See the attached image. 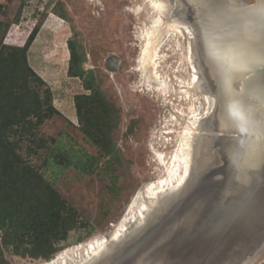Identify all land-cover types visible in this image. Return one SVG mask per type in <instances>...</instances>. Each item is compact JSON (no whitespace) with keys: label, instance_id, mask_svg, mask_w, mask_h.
<instances>
[{"label":"rangeland","instance_id":"1","mask_svg":"<svg viewBox=\"0 0 264 264\" xmlns=\"http://www.w3.org/2000/svg\"><path fill=\"white\" fill-rule=\"evenodd\" d=\"M249 4L255 1L250 0ZM0 5V22L7 30L3 44L22 47L30 31L37 28L26 61L41 83L29 82L31 94L26 100L35 97L42 101L49 94L51 105L59 113L36 127L35 119L30 117L29 129L10 139L17 141L16 151L33 171L34 179L24 184L19 176H13L9 186L0 191V201L12 217H21L19 222L36 223L31 233L17 231L19 228L12 225L17 229L16 236L0 230L3 257L0 264H50L79 244L102 238L106 247L131 199L147 184L164 178L153 153L164 154L168 160L186 129L192 148L194 140L202 134L200 125L207 121L214 106L211 91L217 86L212 83V89L208 85L209 76L203 74L205 71L197 62L195 32L187 20L182 22L185 27L176 24L177 18L187 19L183 13L186 3L0 0ZM148 36L150 39L152 36V45L156 46L158 81L166 84L169 96L159 94L155 90L157 85L139 71L140 53L147 46ZM67 40L81 58L85 73L82 79L67 74ZM85 83L89 90L85 89ZM77 98L82 107V121L76 114ZM196 118L198 122L192 125ZM85 128H90L99 145L89 140ZM151 145L155 147L153 153ZM88 157L96 159L93 172L80 174L73 163L85 162ZM208 161L206 168L213 163L211 159ZM178 188L141 200L145 214L160 203L163 194ZM45 216L50 219L43 225L41 218ZM143 220L131 222L126 232ZM42 229L47 230L50 238L48 260L37 255V251L28 253L41 237ZM11 237L21 242L17 253L16 247L8 244ZM73 263L75 260L69 264ZM263 263L264 256L258 264Z\"/></svg>","mask_w":264,"mask_h":264},{"label":"water","instance_id":"2","mask_svg":"<svg viewBox=\"0 0 264 264\" xmlns=\"http://www.w3.org/2000/svg\"><path fill=\"white\" fill-rule=\"evenodd\" d=\"M182 1L197 39V62L208 85L217 86L211 91V115L192 146L190 176L86 264H258L263 259L264 122L256 117H264V50L248 47L251 56L262 59L244 66L218 59L195 21L202 0ZM203 1L211 14L247 16L248 25L264 28V0ZM254 12L263 19L257 21ZM221 20L213 26L203 20L217 39L232 27ZM209 159L213 163L206 168Z\"/></svg>","mask_w":264,"mask_h":264},{"label":"trees","instance_id":"3","mask_svg":"<svg viewBox=\"0 0 264 264\" xmlns=\"http://www.w3.org/2000/svg\"><path fill=\"white\" fill-rule=\"evenodd\" d=\"M36 29L30 31L22 47L7 46L2 43L7 31L6 26H2L0 22V191L9 186V180L13 176H19L24 184L29 179H34L33 171L29 166H26L16 151L17 141H11V137L21 136L25 130L29 129L30 117L35 119L34 126L36 127L42 125L44 121L51 119L54 115H59L49 101V94L42 101L35 97L32 101L26 100L31 94L28 90L29 82L41 83V79L30 69L26 61L28 48L37 33ZM66 45L69 52L67 74L71 78L82 79L85 73L81 66V58L77 57L70 40H67ZM88 74L91 75L92 73L88 72ZM84 86L86 90L90 89L86 83ZM86 99L88 100V98ZM75 106L77 118L82 121V107L78 98ZM102 123L105 125L103 120ZM84 132L89 140L99 145L91 135L93 133H91L90 128H85ZM69 162H67V165ZM95 162L96 159L88 157L85 162L79 160L74 162L73 165L80 174H90L93 172ZM2 204L3 202L0 201V230L4 234L16 236L14 233L17 229H13L12 225L19 228L17 231L27 233L33 231L36 223L34 220L19 222L21 217H12L8 208L2 206ZM49 219L50 217L47 216L42 217L41 222H44L43 225L47 224ZM24 224L26 225L23 226ZM39 235L41 237L32 244V250H29L28 253L32 254L37 251V255H41V257L48 260L50 258V252H48L50 238L47 230L42 229ZM19 243L21 242L15 241L12 237L8 239V244L14 248L16 247V253L19 252ZM2 261L3 257L0 252V263Z\"/></svg>","mask_w":264,"mask_h":264},{"label":"bare ground","instance_id":"4","mask_svg":"<svg viewBox=\"0 0 264 264\" xmlns=\"http://www.w3.org/2000/svg\"><path fill=\"white\" fill-rule=\"evenodd\" d=\"M204 3H205V1L202 0L201 3H200V6L202 5L203 8L201 7L202 10L198 11V13H197L198 16L195 15L196 19L195 18L194 19H195V21L198 24H201V26H203V32H204V36L206 38V45L211 47V48H213V50L215 51V56L218 59H220L222 61H225V62H228V63L229 62L237 63L239 66L247 65V64H249V62H252V61H254L256 59H258V60L262 59V55H260V54L256 55V57L254 55L251 56V53L248 52L249 49H247V48L251 47V48H258V49H263L264 50V28L261 29V28H259L258 25H252V26L248 25L247 16H244V17L242 16V18L236 20L234 18H231L232 15H229L228 17H225V16L224 17H220L222 15L218 14L217 12H214V14L213 13L211 14L209 11L213 12L212 9H208V7L204 5ZM203 9L208 14L206 12H204ZM253 15L258 18L257 21H259V19H263V18H260V15L258 13L254 12ZM262 16H264V14H262ZM217 18H219V20H221L223 18L221 20L222 22H225V24L227 23V24H230L232 26L230 29H228L229 31L222 30V31H225V32L221 31L220 35L217 34V36L219 37L218 39L215 36L213 37V35H216V33L214 32L215 34H213V31L211 29H210L211 33H210V31L205 30L204 28L208 29V27H206L207 25L205 26L203 24V20H205L206 24H209V25L210 24L211 25L212 24H216L215 22H216ZM183 20H186V19L185 18L183 19V17H181V19L177 18V21H176L177 23L176 24H180V27L181 26L185 27L184 25H182V22H184ZM236 21H237V23H236ZM190 26H191L192 30L194 31V29L192 27V24H190ZM218 28H221V27H218ZM184 30L187 31V29H185V28H184ZM148 37H149L148 38V43L147 44L145 43L147 46L145 45L146 48L142 51V53H140L142 56L140 57L139 63H138L140 65L139 71L141 70L142 73L144 72V74L147 77V79H149L150 82L152 80V83L157 85V88L155 90L157 92H159V94H162V95L164 94L166 96L167 94H166L165 91L168 89V87L166 86V84L160 83V81H158L159 78L157 76V72H156V68H155L156 65H157L156 64V59H154V54L156 52V46L152 45V44H154V42L152 40V36H151V39H150V36H148ZM160 68H162V67H160ZM145 79L143 78V81ZM199 86H198V88H199ZM167 96H169V95H167ZM207 102L209 103L210 100H207ZM189 109L190 108H188V110ZM256 118H257V120L260 123L264 122L263 115L260 114ZM198 120H199L198 118L194 119V121H191V124L195 125L198 122ZM184 131H185V135L181 136V140H180V143L178 144V147L176 148V150L171 152L172 155L170 156V158L168 160H166L163 157L164 154H159L156 151L154 152V148L155 147H154V145H151L153 147H150V150H151L152 153L154 152L153 154H155L154 161L157 164H159L158 166H160L163 169L164 178H160V179L157 178L158 180L147 184L139 192H137L136 196H134L131 199V202L128 205L126 214L120 219V221L115 226V228L112 231V233L110 234L111 236H110L109 242H112L113 240H116V239L120 238L123 234H126L127 225H129L131 222L135 221V223H136V221H138V220L141 221V220L145 219V217H146L145 216L146 215L145 214V212H146L145 205H144V203L140 202L141 200H144L146 197L156 196L157 193H162L163 191L166 192V190L168 191L170 188H175L176 189L177 187H181V185H183L188 180V178L190 176V173H191V167H192V161H191L192 160V158H191V156H192V154H191L192 148H191V145H190L191 144L190 143L191 142V138H190V136H188V129H186ZM164 134L165 135H169L171 133L170 132H165ZM167 145L168 144H164L163 147L164 146L167 147ZM179 155L182 156V160L179 159ZM156 157H157V159H156ZM207 162H209V161H207ZM137 202H140L141 205L139 206V208L137 210H135ZM261 203H264V198L262 199V201L259 204H261ZM146 206H147V204H146ZM245 217H247V214L245 215ZM104 243H105V240L102 238L99 241L90 240L89 242H86L84 244H79L72 251L65 252L64 254L62 253L59 256H57V258L55 260L53 259L50 264H69L72 261L74 262V260H75V263H73V264H86L88 261H90L91 258H94L95 256H97L100 252H102L106 248ZM240 244H241V242H240ZM76 259H78V261H76Z\"/></svg>","mask_w":264,"mask_h":264}]
</instances>
